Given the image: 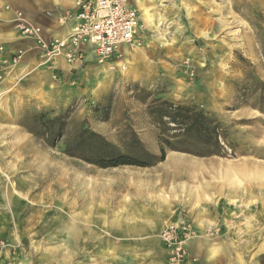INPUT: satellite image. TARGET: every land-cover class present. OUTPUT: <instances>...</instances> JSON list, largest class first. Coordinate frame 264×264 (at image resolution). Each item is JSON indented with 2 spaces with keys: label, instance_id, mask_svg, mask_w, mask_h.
Segmentation results:
<instances>
[{
  "label": "rangeland",
  "instance_id": "rangeland-1",
  "mask_svg": "<svg viewBox=\"0 0 264 264\" xmlns=\"http://www.w3.org/2000/svg\"><path fill=\"white\" fill-rule=\"evenodd\" d=\"M7 1L0 0V27L12 34L0 37V264H199L190 241L225 231L242 237L230 245L240 247V264H264V0H127L139 10L141 40L122 47L124 69L86 57L46 61L36 46H13L31 39L20 34L23 15ZM156 99L194 105L218 122L223 154L168 151L148 167L107 169L65 154L88 129L120 153L139 146L158 156L159 129L147 113ZM39 115L66 117L54 147L31 133ZM211 202L221 206L223 226L211 222L198 231L191 217H181ZM12 204L39 208L30 233L22 223L15 229L12 221L23 213L9 215ZM72 218L84 236L77 246L63 243ZM141 219L160 225L149 232L130 227ZM180 223L191 234L182 258L162 238ZM39 228L50 238L35 235Z\"/></svg>",
  "mask_w": 264,
  "mask_h": 264
},
{
  "label": "trees",
  "instance_id": "trees-1",
  "mask_svg": "<svg viewBox=\"0 0 264 264\" xmlns=\"http://www.w3.org/2000/svg\"><path fill=\"white\" fill-rule=\"evenodd\" d=\"M147 113L159 129L158 156L139 146L135 154L120 153L103 136L88 129L81 130L75 140L67 144L65 154L102 169L148 167L164 161L168 151L200 158L223 154V129L200 108L156 99L148 105ZM66 127L65 116L46 119V116L39 115L31 133L45 145L54 147L66 133Z\"/></svg>",
  "mask_w": 264,
  "mask_h": 264
},
{
  "label": "built area",
  "instance_id": "built-area-1",
  "mask_svg": "<svg viewBox=\"0 0 264 264\" xmlns=\"http://www.w3.org/2000/svg\"><path fill=\"white\" fill-rule=\"evenodd\" d=\"M73 24L65 38L45 42L39 28L18 19L17 28L22 36L31 39L46 61L61 56L68 62L84 58V49L98 63L119 62L124 69L123 46H132L141 40V16L139 10L127 0H78L74 11L66 14ZM121 59V60H119ZM119 60V61H118ZM189 225L180 223L162 233L165 241H173L179 258L185 254L183 242Z\"/></svg>",
  "mask_w": 264,
  "mask_h": 264
},
{
  "label": "crops",
  "instance_id": "crops-1",
  "mask_svg": "<svg viewBox=\"0 0 264 264\" xmlns=\"http://www.w3.org/2000/svg\"><path fill=\"white\" fill-rule=\"evenodd\" d=\"M77 1L78 0H22V2H19L17 0H8L7 3L9 4L10 8H14L22 13L23 19L27 24L31 25L32 27L39 28L42 34L41 37L43 40H45V35L50 32H52V36H50L51 38H65L68 35L73 22L71 19H65L64 17L68 12L74 11L75 3ZM0 21L5 20L4 18H0ZM3 30L7 34H11V32L7 30V27H5V29L0 27V37ZM6 41H9L7 45L9 46L11 41ZM13 41V46H36L34 41L26 39L24 40L23 38ZM83 51L85 53L84 57L88 59L92 58V55L88 50L84 49ZM38 52L39 50L37 49V53ZM188 211L189 214H183L181 217H191L190 220L193 224L192 227L196 228L198 231L203 230L206 226H208V224L211 225V222L221 224L222 220H224V212L222 211L221 206L216 202H211L207 205V207H200ZM180 214L181 213L179 212V215ZM142 217L144 216L139 213L138 218L140 219ZM136 223L130 225V227L137 228L138 230L140 229L141 232H149L160 225L158 224L156 226V224L152 222L149 223L148 221H144L142 219L137 220ZM221 230H223L222 227ZM126 241L140 240L138 238H128ZM241 241L242 237L239 234L230 235L225 231L215 239L202 236L201 238L191 240L188 250L189 254L194 256L195 259L198 260L199 264H240L238 260V252H240V247L237 246V250L235 246H233L234 248H231V244L233 242ZM258 249L259 253H261V244L258 246Z\"/></svg>",
  "mask_w": 264,
  "mask_h": 264
},
{
  "label": "bare ground",
  "instance_id": "bare-ground-1",
  "mask_svg": "<svg viewBox=\"0 0 264 264\" xmlns=\"http://www.w3.org/2000/svg\"><path fill=\"white\" fill-rule=\"evenodd\" d=\"M141 10H142V15H143V17L145 16L146 18H148V13H147V11L145 10V8H143L142 6H141ZM143 28V27H142ZM134 47V46H133ZM127 54H129V55H131L132 54V50L130 49L128 52H127ZM35 162V161H34ZM29 170V169H28ZM31 173V172H30ZM63 175V174H62ZM48 176V175H47ZM46 177V176H45ZM47 181V180H46ZM36 183V182H35ZM42 186V185H41ZM46 186V185H45ZM30 188V187H29ZM33 188V187H32ZM46 188V187H45ZM31 190V189H30ZM27 192V191H26ZM52 194H55L54 192L53 193H51V195ZM56 194H58V192H56ZM66 194V193H65ZM50 195V196H51ZM69 195V194H68ZM18 196V195H17ZM17 196H15L17 199H18V197ZM19 196H21V195H19ZM5 198V197H4ZM39 198V197H38ZM52 198V197H51ZM23 199H24V197H23ZM8 200H11V199H8ZM7 200V201H8ZM19 200V199H18ZM28 200V199H27ZM5 205V204H4ZM13 205V207L12 206H10V207H8V205H7V209H8V211H9V215L11 214V215H13V214H16L15 215V217L18 215L19 216V214H22L23 213V216H22V218H20V219H17V218H15V221H12L13 223H14V227H15V229H17V226L20 224V223H22V224H24V226H27V232L26 233H30V229H28V226L34 221V219H36V217L35 218H33V216H35V214H37V213H40V211H38L39 210V208H37V209H35L36 207H34V206H30V207H26L24 210H20L19 209V207H17V205H14V204H12ZM69 208V207H68ZM32 209H35V214H32V212H33V210ZM32 210V211H31ZM66 211H68V210H66ZM65 210H63L62 212L63 213H65L66 212ZM29 213V214H28ZM80 222H81V220H80ZM34 223V222H33ZM36 223V222H35ZM4 224L5 225H7L8 224V218L4 221ZM12 225V224H11ZM77 223L74 221V219L72 218L71 219V221L69 222V223H67V224H65V226L63 227V233H64V235L65 236H67V238H66V240H64L63 241V243L65 244V245H68V243H70V242H72V246H77V245H80L82 242H83V240H84V236H81L80 235V231L81 230H79V228H78V230H77ZM13 227V228H14ZM35 228H37V227H35ZM32 229V228H31ZM8 230H9V228L8 227H6L5 229H4V232L3 233H8ZM25 230V229H24ZM33 230H34V228H33ZM39 231H37L36 233H35V235H37V236H41V238L40 239H42L43 241L46 239V237L47 238H50V236H49V234H47V231H48V228H47V230L45 231V232H43L42 230H41V228H39L38 229ZM43 230H45V229H43ZM16 231V230H15ZM23 233H24V231H23ZM55 239L58 237L59 238V233L58 232H56L55 233ZM43 237V238H42ZM27 239V237L26 236H24L23 238H21V241H24V240H26ZM68 246H70V245H68Z\"/></svg>",
  "mask_w": 264,
  "mask_h": 264
}]
</instances>
